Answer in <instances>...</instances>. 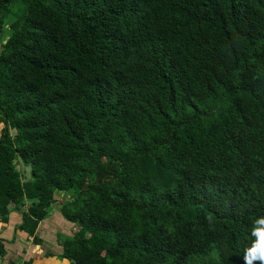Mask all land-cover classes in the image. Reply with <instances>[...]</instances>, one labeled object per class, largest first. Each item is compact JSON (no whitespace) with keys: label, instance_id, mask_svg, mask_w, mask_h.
<instances>
[{"label":"trees","instance_id":"trees-1","mask_svg":"<svg viewBox=\"0 0 264 264\" xmlns=\"http://www.w3.org/2000/svg\"><path fill=\"white\" fill-rule=\"evenodd\" d=\"M4 28L2 223L40 244L65 193L72 264H243L264 215V0H0Z\"/></svg>","mask_w":264,"mask_h":264},{"label":"crops","instance_id":"crops-1","mask_svg":"<svg viewBox=\"0 0 264 264\" xmlns=\"http://www.w3.org/2000/svg\"><path fill=\"white\" fill-rule=\"evenodd\" d=\"M17 215V213L13 212V215L10 217L9 222L12 221L11 224L13 225L11 228L12 235H14L16 239H18V241L21 240L22 243H19L17 241L14 244L16 247H20L17 252L10 253L7 250V253L2 261L3 264H72L68 259L60 257L61 246L56 241L58 233L67 235L73 234V232L75 231V226L72 223H68L70 225L69 227V225L64 224L66 223V221L63 218L61 219L59 217H56L55 220H45L46 218L43 219L42 221H40L36 230L38 237L41 239V243L34 244L32 242V239H30L31 237L26 235L25 232L14 230V225L19 222V218ZM9 222H0V224H3L6 228V226L10 224ZM11 238L8 241H11ZM46 239L53 240L55 244L52 246H47V248H45ZM30 241L33 245L30 243Z\"/></svg>","mask_w":264,"mask_h":264},{"label":"rangeland","instance_id":"rangeland-1","mask_svg":"<svg viewBox=\"0 0 264 264\" xmlns=\"http://www.w3.org/2000/svg\"><path fill=\"white\" fill-rule=\"evenodd\" d=\"M15 18H16V13L12 12L11 16L9 17V19L10 20H14ZM5 28L8 30L7 27H5ZM5 28L0 32V46L4 42V40H5L6 36H7V33H8ZM17 168L22 173V176H23L24 179H30L31 178L30 166L29 165H26L23 162H21L20 160H18L17 161ZM68 197L69 196L67 194H65V193H57V194H55L56 202L51 205L50 214L48 215V217L45 220H47V219L55 220L56 217H59L61 219L63 218L65 220V218L62 216L61 212L59 211V205H60V203L63 200L67 199ZM65 221H66V223H64V224L69 225L68 224L69 222L67 220H65ZM11 222H9L10 224H8L6 226V228L4 227L3 224H0V234L5 239V244H6L5 247H7L6 250H8V252H10V253H13V252H17V250L20 249V247H16L14 245L18 241V239H16V237L14 235H12V232H11L12 229L11 228H12L13 225L11 224ZM64 224H63V226H64ZM69 227H70V225H69ZM65 235H67V234H65ZM10 238H11V241L9 242L8 240H10ZM30 239H32V238H30ZM18 242L22 243L21 240H19ZM30 243L32 244L31 241H30ZM45 244H46L45 248H47V246L54 245L55 242L53 240L46 239Z\"/></svg>","mask_w":264,"mask_h":264},{"label":"clouds","instance_id":"clouds-1","mask_svg":"<svg viewBox=\"0 0 264 264\" xmlns=\"http://www.w3.org/2000/svg\"><path fill=\"white\" fill-rule=\"evenodd\" d=\"M249 241L243 250V264H264V215L252 220Z\"/></svg>","mask_w":264,"mask_h":264}]
</instances>
